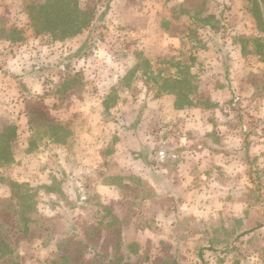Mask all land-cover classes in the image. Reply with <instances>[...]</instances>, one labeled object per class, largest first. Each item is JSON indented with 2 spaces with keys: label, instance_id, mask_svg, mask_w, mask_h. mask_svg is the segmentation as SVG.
I'll use <instances>...</instances> for the list:
<instances>
[{
  "label": "rangeland",
  "instance_id": "1",
  "mask_svg": "<svg viewBox=\"0 0 264 264\" xmlns=\"http://www.w3.org/2000/svg\"><path fill=\"white\" fill-rule=\"evenodd\" d=\"M45 1L0 0V141L17 135L0 196L18 183L36 202L18 264L264 261V0L195 18L173 10L187 0H113L63 41L31 24ZM179 63L197 88L183 109L162 87Z\"/></svg>",
  "mask_w": 264,
  "mask_h": 264
},
{
  "label": "trees",
  "instance_id": "2",
  "mask_svg": "<svg viewBox=\"0 0 264 264\" xmlns=\"http://www.w3.org/2000/svg\"><path fill=\"white\" fill-rule=\"evenodd\" d=\"M261 1L263 2V0ZM112 2L113 0H91L86 2H83V0H46L45 3L31 6L29 17L33 28L36 29L38 34L50 35L54 40L63 41L81 35L94 22L103 19L110 11ZM254 2L256 8H258L259 3L257 0H254ZM206 3V0H187L175 6L173 10L177 12L181 9V14L186 13L187 16L192 15L195 18V14L196 16L204 14ZM206 18L211 19L212 15ZM257 19L262 20V17L257 16ZM83 51L84 48L82 47L75 56H79ZM179 66L180 63L178 65L179 70L175 74L164 77L162 87L164 92L176 97L175 107L183 109L193 106L192 96L197 88L189 69L183 71V68ZM127 79L125 78V80ZM162 95L163 93L156 96V98H161ZM37 113L45 114L41 111ZM51 128L53 131L64 130V127L60 124L53 125ZM6 131L8 134H3L0 141V168L14 161V152L11 150L10 142L17 138L16 127H4L2 133H6ZM11 190L9 198L0 196V264H18L19 255L16 251L23 240L35 231L33 225L37 223L33 219L36 215V202L34 201L33 191L18 183H13ZM72 242L70 241V243ZM87 248L88 245L81 239L79 252H84ZM62 251L65 253H62L61 258L64 261H72L68 260L70 255L66 251Z\"/></svg>",
  "mask_w": 264,
  "mask_h": 264
},
{
  "label": "crops",
  "instance_id": "3",
  "mask_svg": "<svg viewBox=\"0 0 264 264\" xmlns=\"http://www.w3.org/2000/svg\"><path fill=\"white\" fill-rule=\"evenodd\" d=\"M111 188L113 189V190H115V188H113V187H111V186H107V184L106 183H103L102 182V184L100 185V187H99V191H100V193H102V194H105V193H107L109 190H111ZM263 228H264V225L262 226ZM261 228V227H260ZM262 228V229H263ZM257 229V228H256ZM259 230H261V229H259ZM258 230V231H259ZM246 245V244H245ZM255 246H252L251 248H254ZM229 262L230 261H228V264H229ZM197 264V263H196ZM241 264H264V261L263 260H249V261H247V263H243V261H242V263Z\"/></svg>",
  "mask_w": 264,
  "mask_h": 264
}]
</instances>
